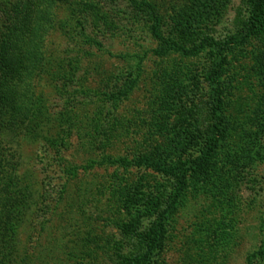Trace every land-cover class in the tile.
<instances>
[{"label":"rangeland","instance_id":"rangeland-1","mask_svg":"<svg viewBox=\"0 0 264 264\" xmlns=\"http://www.w3.org/2000/svg\"><path fill=\"white\" fill-rule=\"evenodd\" d=\"M15 2L0 0V16ZM248 5L44 0L33 6L51 19L43 66L32 80L34 121L14 138L0 129L19 161L28 209L11 261L0 257V264H129L126 258L141 254L137 232L122 229L134 219L139 232L149 229L155 215L148 200L163 187L171 193L176 178L103 160L197 156L204 140L187 137L196 112L188 110L199 105L204 129L209 74L219 59L208 45L190 54L156 53L167 45L153 35L152 9L162 17V36L171 28L176 33L174 18L197 37L218 40L236 32ZM223 54L225 138L210 173L190 177L177 203L167 202L163 247L141 264H264V38L250 37ZM167 143L175 146L169 154Z\"/></svg>","mask_w":264,"mask_h":264},{"label":"trees","instance_id":"trees-1","mask_svg":"<svg viewBox=\"0 0 264 264\" xmlns=\"http://www.w3.org/2000/svg\"><path fill=\"white\" fill-rule=\"evenodd\" d=\"M43 1L16 0L11 8L6 9L0 16V129L5 131L6 136L9 135L13 138L28 130V123L34 121V85L32 80L43 66L45 58L41 48L43 36L51 24L50 17L46 18L47 12L33 8L35 5L39 6ZM248 4L250 7L249 15L242 21L236 32L218 40L197 37L198 33L195 30L186 29L180 25L182 19L174 18L176 33L171 28L172 34L168 32L170 34L167 33L162 36L158 28L162 17L152 9V17L156 22L152 27L153 35L161 38L167 45L164 49L159 48V51L156 49V53L174 50L190 54L208 45L214 47L219 59L209 74L212 94L205 110L207 126L204 129L199 126V114L197 115V106L199 105L188 110V113L190 111L189 114L191 111L196 112L190 115L194 127L191 129V135L188 134L187 137L189 140H196L203 136L204 140L203 147L197 156L181 159L182 155L179 154L176 160L153 161L150 159L153 153H150V156L144 153L132 161L110 156L103 160L109 164L120 162L126 165L131 163L143 165L164 176L176 178V187L171 193L166 192L163 187L164 189H159L160 191L156 192V196L154 195L148 200L147 203L151 204L150 210L155 215L149 229L139 232L137 229L139 223L135 219L122 229L125 234L130 232L132 235L134 231L137 232L136 236L139 238V244H141V254L133 255L132 258L125 257L129 264H141L153 250L162 249L166 232L164 220L169 210L171 211L166 206L169 202L172 206L177 203L190 177L209 174L213 168L214 159L222 145V139L225 138L224 117L222 115L224 100L219 80L220 70L225 62L223 52L230 47L243 43L250 37L264 38V0H248ZM35 10L37 13L32 15ZM174 36L177 38L176 40ZM189 124V126L192 125ZM7 138L0 135V257L10 262L11 258L7 256L11 255L15 249L11 242L16 237L17 226L24 221L29 198L27 197L26 185L21 184L20 181L19 161L16 159V153H13ZM190 142L188 141V143ZM174 148L175 146L167 143L165 150H168L167 153L169 154L175 150ZM154 150L156 151V149Z\"/></svg>","mask_w":264,"mask_h":264}]
</instances>
